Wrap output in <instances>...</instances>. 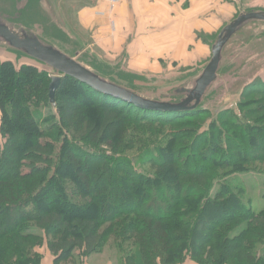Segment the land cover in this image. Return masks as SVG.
Returning a JSON list of instances; mask_svg holds the SVG:
<instances>
[{
    "label": "trees",
    "instance_id": "16d2710c",
    "mask_svg": "<svg viewBox=\"0 0 264 264\" xmlns=\"http://www.w3.org/2000/svg\"><path fill=\"white\" fill-rule=\"evenodd\" d=\"M8 5L0 0V11L8 13ZM238 5L239 13L264 10ZM27 10L34 18L24 14L20 22L42 25L64 50L73 45L48 26L35 0ZM220 31L211 42L201 36L210 49ZM262 38L249 34V41ZM10 53L15 59H0V264H42L45 246L54 264L80 263L107 248L118 264H264V207L252 208L229 183L264 173L260 76L244 85L240 113L225 109L216 117L202 106L218 81L191 112L141 109L70 77L51 104L55 72ZM81 61L138 92L181 84L209 62L175 83L144 87L128 79L124 59L89 52Z\"/></svg>",
    "mask_w": 264,
    "mask_h": 264
},
{
    "label": "crops",
    "instance_id": "0c3cea01",
    "mask_svg": "<svg viewBox=\"0 0 264 264\" xmlns=\"http://www.w3.org/2000/svg\"><path fill=\"white\" fill-rule=\"evenodd\" d=\"M238 8L236 0H121L113 7L94 0L78 16L106 55L124 59L126 69L163 74L203 67L211 49L201 36L217 34Z\"/></svg>",
    "mask_w": 264,
    "mask_h": 264
},
{
    "label": "water",
    "instance_id": "95a60500",
    "mask_svg": "<svg viewBox=\"0 0 264 264\" xmlns=\"http://www.w3.org/2000/svg\"><path fill=\"white\" fill-rule=\"evenodd\" d=\"M29 1H18L17 12L14 16L0 11V49L19 53L55 72L49 87L51 104L55 103V94L61 80L64 77H70L94 91L119 98L141 109L172 112L195 111L199 109L215 87L223 65L225 50L230 42L250 25H257L252 32L253 37L264 35V10L241 9L238 16L217 35L211 46V58L199 73L176 86L156 92H138L100 75L81 61L82 52L75 55L65 52L56 39H51L45 34L42 25L27 26L20 22ZM39 8L49 24L71 40L73 39L71 30L62 20L56 0H40ZM173 99L178 101L172 102Z\"/></svg>",
    "mask_w": 264,
    "mask_h": 264
},
{
    "label": "rangeland",
    "instance_id": "374dc122",
    "mask_svg": "<svg viewBox=\"0 0 264 264\" xmlns=\"http://www.w3.org/2000/svg\"><path fill=\"white\" fill-rule=\"evenodd\" d=\"M91 3H94V0H56V5L61 14L62 20L73 34V39L71 41L74 45H65L64 48L67 51L63 49V45L61 46L60 44V46L65 52L71 55H75L76 53L82 51L80 59H82L85 54L90 52L94 53L102 61L106 60L108 62L116 63L115 59L106 55L101 47H99L94 34L83 27L80 17L78 16L80 10L83 7H87V5H91ZM242 3L244 8H253L257 6L264 7V0H242ZM238 13L239 10L237 14ZM236 15L229 20L231 21L236 18ZM226 16L228 18L232 17L228 16V14ZM25 17L26 19H30L32 17V11H28V13L25 14ZM256 27L257 25L248 26L243 30V33H239L230 42V45H228L225 56V71L223 73V77L218 81L211 97L202 106L203 110L210 111L211 115L214 117L225 109H231L236 113H240L238 110V104L241 99L240 93L242 89H244V85L249 83L251 81L250 79L256 75L260 76L264 80V38L249 41V34H252ZM205 37L208 39L211 38L210 35ZM213 38L214 37L210 39V42ZM79 48L81 50H78ZM0 56V59L3 61L8 59L13 60L16 57L9 51L1 49ZM208 56L207 61L210 60L211 54ZM21 62H27V60L22 59ZM198 70L200 69L197 68L193 71L175 68V71H166L163 74H139L125 69L126 74L132 76H126L128 79L133 80L135 84L142 85L144 87H155L175 83ZM120 71L123 73L122 70ZM42 110L44 112L51 111L46 107H43ZM2 142L3 140L0 136V143ZM102 148L107 151L106 148ZM129 155L132 158H137L138 156L135 151L129 153ZM229 183L243 192L241 194V198L250 204L252 208L258 211L264 207V173L258 174L250 172L239 174L230 178ZM238 189H235V191L239 192ZM39 251L43 255L42 264H54V256L48 250L47 246ZM119 260L120 259L117 256V253L107 248L102 253L93 254L88 257H81L80 263L78 259V261L74 260L72 263L66 264H118ZM183 264L198 263L188 258Z\"/></svg>",
    "mask_w": 264,
    "mask_h": 264
},
{
    "label": "flooded vegetation",
    "instance_id": "af4514ba",
    "mask_svg": "<svg viewBox=\"0 0 264 264\" xmlns=\"http://www.w3.org/2000/svg\"><path fill=\"white\" fill-rule=\"evenodd\" d=\"M18 1L19 0H9V11H8V13L11 15V16H14L15 14H16V12H17V5H18ZM31 1V0H30ZM30 1H29V3H30ZM36 1V4H37V8H38V10H39V12H40V14H41V16L43 17V15H42V13H41V11H40V8H39V1L40 0H35ZM29 5V4H28ZM28 7V6H27ZM27 7H26V9L23 11V14H22V16H21V18H20V20H22V19H25V18H23V16H24V14H26V13H28V10H27ZM34 16V14H32V17ZM31 17V18H32ZM44 18V17H43ZM45 19V18H44ZM19 20V21H20ZM46 21H48L47 19H45ZM49 22V21H48ZM48 26L49 27H52L53 25H51V24H48Z\"/></svg>",
    "mask_w": 264,
    "mask_h": 264
},
{
    "label": "built area",
    "instance_id": "2783aa9c",
    "mask_svg": "<svg viewBox=\"0 0 264 264\" xmlns=\"http://www.w3.org/2000/svg\"><path fill=\"white\" fill-rule=\"evenodd\" d=\"M103 1H107L110 2L112 4V7L114 6V4L119 3L121 0H103Z\"/></svg>",
    "mask_w": 264,
    "mask_h": 264
}]
</instances>
